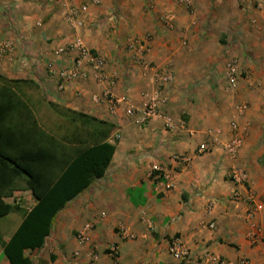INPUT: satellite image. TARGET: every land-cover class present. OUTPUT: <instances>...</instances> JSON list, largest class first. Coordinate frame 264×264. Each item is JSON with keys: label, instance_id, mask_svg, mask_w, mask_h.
Returning a JSON list of instances; mask_svg holds the SVG:
<instances>
[{"label": "crops", "instance_id": "1", "mask_svg": "<svg viewBox=\"0 0 264 264\" xmlns=\"http://www.w3.org/2000/svg\"><path fill=\"white\" fill-rule=\"evenodd\" d=\"M67 2L81 6L87 0ZM66 3L0 0V44L11 48L0 56V76L32 82L40 104L67 112H50L60 126L50 134L56 140L70 147L107 142L114 152L103 176L54 216L41 248L24 256L31 264H72L74 254L77 264H181L167 252L174 240L194 264H201L203 250L219 264H264V0H192L190 9L174 0H102L80 14L79 28L65 24ZM113 9L120 14L114 22ZM163 15L172 16L170 29L162 26ZM124 32L151 36L140 39L148 69L123 49ZM74 38L103 60L111 86L98 81L86 61L73 69L76 53L67 46ZM228 58L245 73L234 92L223 83ZM63 69L74 70V78L60 86L57 74ZM154 70L169 72L171 80L160 89L159 114L144 126L125 114L126 104L109 112L105 103L92 100L110 88L139 108L155 90ZM239 104L247 106L241 115L235 110ZM161 115L169 117L170 131ZM231 121L241 140L233 160L220 147L193 155L207 130L228 141ZM174 154L187 155L188 167L177 169ZM153 166L171 175L170 189L149 177ZM231 168L245 171L244 186L230 182ZM233 192L240 196L237 202L230 199ZM249 196L260 209L246 219ZM4 202L11 211L0 218V243L8 241L35 199L19 180ZM85 223L92 227L80 242L77 233ZM119 226L133 239L121 238ZM253 229L262 235L254 245L246 239ZM0 264H9L1 246Z\"/></svg>", "mask_w": 264, "mask_h": 264}, {"label": "trees", "instance_id": "2", "mask_svg": "<svg viewBox=\"0 0 264 264\" xmlns=\"http://www.w3.org/2000/svg\"><path fill=\"white\" fill-rule=\"evenodd\" d=\"M21 85L33 84L0 76V218L11 211L4 198L11 195L15 182L23 181L35 199L8 241L0 243L9 264H31L24 251L41 248L54 216L103 176L114 152L107 142L70 147L44 133L18 94ZM154 176L155 172L149 174Z\"/></svg>", "mask_w": 264, "mask_h": 264}, {"label": "built area", "instance_id": "3", "mask_svg": "<svg viewBox=\"0 0 264 264\" xmlns=\"http://www.w3.org/2000/svg\"><path fill=\"white\" fill-rule=\"evenodd\" d=\"M48 1V0H46ZM53 1H64L65 3L67 0H53ZM102 0H87L86 4L81 6H75L66 3V10L64 13V22L70 28H79L82 26V22L80 20V14L86 12L88 6H98ZM177 6L183 7L185 9H190L192 6V0H174ZM261 7V6H260ZM150 9V6L147 7ZM162 26L166 29H170L172 27L173 18L171 15H163L160 18ZM127 50L134 54L136 60L143 69H148V66L144 64V54L147 50L146 43L144 41L136 42L129 40L126 44ZM10 45L8 44H0V56H4L10 51ZM67 50L74 51L76 53L75 58L73 59V69L77 68L82 61H86L94 75L96 76L98 81H104L109 86L112 85V80H110L106 75H104V62L103 60L97 55L91 53L78 38H74L67 46ZM74 70H60L57 74L58 80L60 82V86L67 85L70 81L74 78ZM244 71L239 66V63L234 58H228L223 63V83L226 90L230 92H234L237 87V81L244 75ZM171 80V74L167 71L163 70H154L152 81L154 83L155 90L153 94L146 99L142 106L139 108L133 107L130 104H127L125 98L123 97H115L112 93L110 88L104 89L99 96L93 97L92 100L94 102H103L107 105L108 111L113 112L114 109L119 104H126L125 107V114L129 117H134L135 123L138 126H144L153 116L158 115V107L160 104L163 103L164 99L161 96V87L165 84H168ZM261 92L264 93V89H261ZM247 106L245 104H239L235 107L236 114L241 115ZM161 118L164 123V127L166 130L170 131V119L167 116L161 115ZM229 130H230V138L228 141L222 143L218 138V132L214 130H207L206 131V139L198 144L194 151L193 155L199 156L206 153H209L215 147H220L223 151L224 155L229 159H234L238 152V149L241 144L239 131L234 122L229 123ZM118 138V135H114V140ZM171 159L177 165V169H185L188 167L190 163V158L185 155H172ZM151 172H155V176L153 177L155 180L163 182V189L168 190L172 186V177L167 172V170H163L158 166H153ZM150 172V173H151ZM227 177L235 186H244L247 183V174L244 170L238 168H231L227 172ZM230 199L234 202H237L240 199V196L233 192L231 194ZM249 204H252L249 210L246 211V219H251L253 213L260 209V205H253L252 198L249 196L248 198ZM211 203L208 204V207ZM91 224L85 223L77 233V239L80 242L86 241V234L91 229ZM213 223H209L207 228L212 229ZM118 234L123 239H133V235L127 230L124 226H119L117 228ZM247 241L254 245L262 239V235L258 230H251L246 234ZM168 254L176 259L181 264H194V260L192 259L191 255L188 253L187 249L179 244L178 242L172 240L168 243L167 248ZM113 254V252H111ZM93 255L92 252L89 253ZM200 262L201 264H210L215 262L219 264V261L213 259L212 255L207 251L203 250L200 255ZM94 256H92L93 258ZM114 258V257H112ZM72 264H77V254L72 256Z\"/></svg>", "mask_w": 264, "mask_h": 264}, {"label": "rangeland", "instance_id": "4", "mask_svg": "<svg viewBox=\"0 0 264 264\" xmlns=\"http://www.w3.org/2000/svg\"><path fill=\"white\" fill-rule=\"evenodd\" d=\"M118 2V0H117ZM119 12L117 9H113L111 13V17H113V22L117 20ZM115 26V25H114ZM116 27V26H115ZM111 29V28H110ZM124 37L121 41L122 47L125 51L127 50L126 44L129 42V40L140 42L141 38L144 37L145 40H148L151 36L150 35H141V37L131 36L130 33L124 32ZM19 96L21 99L27 104L29 107L32 116H35V122L37 126L46 134L50 135L51 131H58L60 130V126L56 125V121L52 119L53 115L50 114L51 107L49 104H47V108L44 107L43 103H39L40 95L36 91V87L34 85H21L19 86ZM49 108V110H48ZM65 125V123H64ZM66 128V126H65ZM58 129V130H57Z\"/></svg>", "mask_w": 264, "mask_h": 264}]
</instances>
